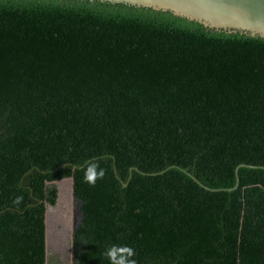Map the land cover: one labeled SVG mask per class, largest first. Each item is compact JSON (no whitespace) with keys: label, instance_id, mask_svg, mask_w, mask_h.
I'll use <instances>...</instances> for the list:
<instances>
[{"label":"trees","instance_id":"16d2710c","mask_svg":"<svg viewBox=\"0 0 264 264\" xmlns=\"http://www.w3.org/2000/svg\"><path fill=\"white\" fill-rule=\"evenodd\" d=\"M261 167L264 38L125 4L0 0V264L48 263L47 207L72 176V264H111L113 245L136 264H264Z\"/></svg>","mask_w":264,"mask_h":264},{"label":"water","instance_id":"95a60500","mask_svg":"<svg viewBox=\"0 0 264 264\" xmlns=\"http://www.w3.org/2000/svg\"><path fill=\"white\" fill-rule=\"evenodd\" d=\"M125 4L134 7L150 8L171 12L173 15L196 22L215 31L240 33L264 38V0H87ZM243 167H251L245 166ZM264 169V167H261ZM73 183V176L70 177ZM201 185L195 178H193ZM202 186V185H201ZM237 187V185L235 186ZM234 189V188H233ZM72 193L73 184H72ZM75 198V197H74ZM77 203L76 218L72 234L82 218L80 201ZM50 207V206H49ZM46 231V215H45ZM46 234V233H45ZM47 236V234H46ZM46 240V238H45Z\"/></svg>","mask_w":264,"mask_h":264},{"label":"rangeland","instance_id":"374dc122","mask_svg":"<svg viewBox=\"0 0 264 264\" xmlns=\"http://www.w3.org/2000/svg\"><path fill=\"white\" fill-rule=\"evenodd\" d=\"M54 185L57 188L60 186V190L56 205L47 207L46 212V219L49 216L52 218L51 223L46 224L47 264H72V226L76 218L77 203L70 178L57 181Z\"/></svg>","mask_w":264,"mask_h":264},{"label":"clouds","instance_id":"9594fccd","mask_svg":"<svg viewBox=\"0 0 264 264\" xmlns=\"http://www.w3.org/2000/svg\"><path fill=\"white\" fill-rule=\"evenodd\" d=\"M98 169L96 163H91L87 169V175L85 179L88 183L94 184L96 178L103 176V169ZM19 200V197L17 198ZM117 253H123V255H118ZM105 255L109 258L111 264H136L135 259V249L131 246H110L105 252Z\"/></svg>","mask_w":264,"mask_h":264}]
</instances>
